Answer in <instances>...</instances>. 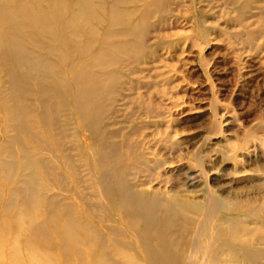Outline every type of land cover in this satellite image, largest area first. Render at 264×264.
I'll list each match as a JSON object with an SVG mask.
<instances>
[{
  "label": "rangeland",
  "instance_id": "obj_1",
  "mask_svg": "<svg viewBox=\"0 0 264 264\" xmlns=\"http://www.w3.org/2000/svg\"><path fill=\"white\" fill-rule=\"evenodd\" d=\"M42 1L36 6L40 11L48 6V0ZM11 3L17 5L14 0ZM112 3L119 6L124 17L119 19L112 13ZM95 4L102 7L101 12L84 14L79 23L101 37L90 42L89 55L82 60L75 58L69 43L59 41L60 34L47 36L41 32L40 36L47 40L46 47L58 44L57 50L62 49L77 62V71L70 81L71 86H81L76 99L73 91L68 99L66 90L60 88L64 76L59 73L62 62L58 51L52 55L40 53L33 43L26 42L30 50L45 56L55 66L54 73L60 75L52 73L54 82L50 81L48 68L42 69L40 75L19 68L6 42L0 43V213L4 204L12 210L11 203L18 200L17 191L24 187L28 174L5 164L9 150L18 152L15 157L31 152L41 161L49 157L47 149L43 153L38 151L42 147L58 154L69 149L67 153L77 169L75 185L82 187L85 199L91 198L90 203L100 205L97 215L106 217L105 221L88 218L84 213L86 206L76 205L70 216L84 227L72 233L60 224L51 231V225L45 222L48 235H76L80 243L94 245L95 256L91 258H97L102 253L101 232L92 233L88 227L107 221L126 230L114 208V198L120 195L118 185L123 182L133 186L135 192L145 191L147 198L158 201L163 209H181L180 223L184 226L189 225V219L202 220L203 214L193 212L194 205L203 207L215 200L217 215L210 218H221L216 222L218 244L230 243L227 238L236 233L238 240L245 241L249 248L240 251L239 261L234 263L264 264V0H96ZM24 23L21 32L29 30L30 23ZM1 30L0 38L9 34ZM72 30L71 27L66 32L80 40L82 47H88ZM98 49L107 52V60L89 69ZM83 69L86 75L80 78ZM19 74L23 83L18 87L12 79ZM42 76H47L43 89L38 84ZM35 79L40 88L32 85ZM52 86L59 88L57 93H65L64 100L50 91ZM25 89L31 91L22 95ZM74 100L88 118L87 124L95 127L96 140L86 129L77 131L71 110ZM62 101L67 107L61 106ZM17 106L25 111L21 118L25 127L40 140L23 133L19 135V144L16 143L20 122ZM41 112L44 117L39 115ZM104 153L113 175L108 193L103 192L99 183L104 168L98 162ZM40 174L51 181V175L59 179L57 188L63 202L79 203L65 166L60 164ZM40 174L36 178L41 183L44 178ZM91 177L97 178V191L90 187ZM38 190L44 194L40 187ZM64 216L58 213V221H63ZM1 219L0 215V224ZM43 221L39 214L24 221L27 231L17 249L26 256V243L32 242L51 254L50 262L40 264H78L80 250L65 252L66 249L61 251L50 245L46 238L44 242L35 239L30 227ZM189 228L197 236L210 232L209 228L202 232L198 226ZM6 239L0 264H15L10 248L15 238L10 235ZM228 249L227 245L220 247L219 253L232 264L228 251L222 254ZM108 252L109 257L117 256Z\"/></svg>",
  "mask_w": 264,
  "mask_h": 264
},
{
  "label": "bare ground",
  "instance_id": "obj_2",
  "mask_svg": "<svg viewBox=\"0 0 264 264\" xmlns=\"http://www.w3.org/2000/svg\"><path fill=\"white\" fill-rule=\"evenodd\" d=\"M14 1L17 2V5L15 6H13L14 2L11 3V0H0V29H2L1 31L9 33L8 35H1L0 43L6 42L9 52L14 59L17 60L16 63L19 68L32 70L34 73H37V75L42 73V69L48 68L51 71L49 75V78L51 79L50 81L54 82H56L55 78H53L55 74L63 75L64 79L62 85L60 84V88L66 90V97L68 99H70L71 91H73V97L76 99L77 97L75 94L77 91L81 90V86L79 84L71 86L70 83L74 78L72 76L77 71V62H73L72 59L68 58L67 53L62 51V49L57 50L58 44L46 47L47 40H43L40 37L41 32L47 36H51L54 33L57 35L60 34L59 41L62 43L66 42V44L69 43L68 45L71 46L75 58L80 61L83 57L89 55L90 42L94 39L96 41L100 35L97 36V32L92 29L87 31V28L85 29L79 21L80 19H84V14L89 13L95 15L96 13H99V11L101 12L102 7L95 4L96 0H68L66 1L67 3L63 0H55L56 2L54 0H48L46 3L48 5H46V9L40 11L36 6L41 4L43 2L42 0ZM76 6H78L77 10L74 9ZM109 7L111 8L112 13L116 14L119 19L124 17V13L119 10L117 4L112 3ZM24 20H27L30 23L29 30L21 32L22 26H26ZM123 22H125V20H123ZM71 27L73 29L72 34L79 37L82 42L88 45V47H82L80 40H75L70 37L66 30ZM22 35L28 39L24 40ZM106 37L104 38L106 39ZM18 38L22 40H16ZM26 42L33 43V46H36V49H38L39 52L45 51L48 52V55H52V52L58 51L59 59H61L62 62V65L58 66L60 74L54 73L55 66L52 63H49L45 56L35 53L34 50H30L27 47L28 43ZM63 50H65V48ZM101 51V49L96 50V56H94L95 61L91 63L89 69L90 67H97L105 63V60L107 59L104 57L107 56V52ZM35 54H37V56H35ZM101 55L103 57L102 59L100 58ZM83 70L82 73L78 72L80 78L86 75V69ZM52 73L54 75H52ZM21 77L20 74L19 77L15 75L14 79H12V84H17L19 87V83H23ZM46 78L47 76H42L40 83L37 82L39 85L42 84V89L44 88L43 80ZM36 81L37 79H35L32 85L35 86V88H40L39 85H35ZM30 84L31 83H28V85ZM55 87L56 86H52L50 91L55 95H59L64 100L63 94L65 95V93H57L59 88ZM30 91L31 90L25 89L21 94L24 95L27 92L30 93ZM34 94L36 93L34 92ZM29 99H31V97ZM32 103H34V101ZM61 106L63 108L67 107L64 106V101H62ZM71 108L75 113L76 123L78 124L79 129L77 131H83V129H86L89 135L93 136L95 134V127H93V124H90V126L87 124L89 123V120L85 114H83L81 107L78 106L75 100ZM80 114L83 115L81 116ZM39 115L43 117L45 116L43 112L39 113ZM24 116L25 111L23 112L21 108L17 106V117L20 120V122L17 123L16 130V132H18V137L25 133L28 136H33L36 140H40V136L34 133L31 129L25 127L21 120ZM15 139L16 143L19 144L20 137ZM94 139L96 140L95 137ZM34 149L36 150L38 148ZM46 149L48 150L47 152H49V157L46 158V160L41 159V161L36 159L31 152H21V155H16L17 157H15V154L18 152L16 151V153L11 149L9 150V161L5 163L12 165L13 169L28 171L24 180V187L17 191L19 197L18 200L11 203L12 210L9 211L7 204H4L5 206L0 213L2 217L0 224V253H2L1 250L4 246L3 241L7 240L6 238L10 235L14 236L15 240L10 248L13 250L11 258L15 264H40L45 260L48 262L51 261V257H49L51 254L38 249L32 242L26 243V256L22 255L19 249H17V247H19V245L17 246L19 240L27 231L24 221L27 218L34 217V215L36 216V214H39V217L41 216V218L43 216L44 221L30 227L31 234L35 239L44 242V239L46 238L50 245H56L61 251L62 249H66L65 252L69 251L71 253H76L80 250L78 264H228V260L223 259L221 253H219L220 247L225 245L228 246L229 249L222 252V254L228 251L227 253L232 257V260L230 261L233 263L239 261L238 256H241L239 253L243 251L245 252L249 248L245 241L238 240L236 233L229 235L227 238L230 240V243H224L222 245L218 244L220 236L218 231L219 227L216 222L221 218H210L212 215H217L214 214L218 206V203L215 200L203 207L194 205V209L192 210L195 211L193 212L203 214L202 220L195 222V219L192 218L187 221L189 225L184 226L180 223L182 220L181 213H183L181 209H163L158 201L149 200L145 191L142 190L135 192L133 186H128L127 183L120 182L118 185L120 195L117 198H114V208L122 218L126 230L123 231L122 229L115 228L107 221L104 223L102 222L101 225L94 224L89 226L88 229L90 232H101V235H99V241L101 243L102 253L97 258H91V255L95 256L94 245L90 247L87 243H80L78 241L79 237L76 235H73L71 238L60 236L55 237V235H48L45 231L43 225L45 222L46 224L51 225V231L59 227L60 224L72 233L76 232V230L80 231L84 225L79 224L78 221L75 222L70 216L71 210H73L74 207L76 208V205H78V207L86 206L87 209L84 213L88 218L90 217L93 219L94 217H99L105 221L106 217L104 215H97L101 210L100 205L98 206L95 203H90L91 198L85 199L86 197L83 193L82 187L80 188V186L78 187L75 185L77 182V169L74 168L73 163H71L72 158L67 153L70 152L69 149L61 150V154L53 153L47 147H42L38 149V151L43 153V150L46 152ZM100 159L98 164L104 168V172L102 171L103 176L100 178L101 181L99 183L101 187H103V192L108 193L107 188L110 185L113 175L111 174L112 171L107 163L105 153L101 161ZM60 164L63 165V168L65 166L68 169V178L72 180L70 181L74 184L73 187L75 186L73 192L75 193L74 195L76 199L79 201L77 204L75 202L67 203L61 200L62 193H60L57 188L59 179L56 176L51 175V181L46 179L43 174H40V172L42 173V170L44 171L47 169L50 171V169H54ZM117 167L120 168L119 165ZM38 173L44 178L41 183L36 178ZM96 179L91 177L89 180L90 187L93 190H96V187H98ZM39 187L41 188L42 193H44L43 195L39 192ZM114 189L116 190V188ZM94 197L97 198L95 194ZM107 197L109 198L108 194ZM80 200H84L85 204H82ZM101 207H103V205H101ZM40 208H42V210H39ZM81 210L82 209H80V211ZM27 212L29 214L25 215ZM58 213H62V216L65 215L63 221H58ZM173 218H177L178 221H174ZM213 221H215V223H213ZM12 226L16 227L15 232L12 231ZM194 226H198V231L200 232L205 228H209L208 231L210 232H202L199 233L198 236L194 232L191 234L193 229H190L189 227L194 228ZM54 237L57 239L54 240ZM108 250H110V252H115L117 256L114 258L109 257L107 255V253H109ZM209 252H211V254L209 257H206Z\"/></svg>",
  "mask_w": 264,
  "mask_h": 264
}]
</instances>
